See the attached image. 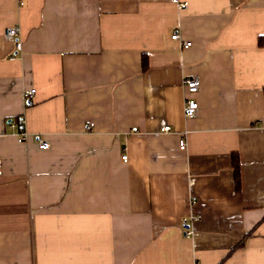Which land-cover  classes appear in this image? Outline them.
Wrapping results in <instances>:
<instances>
[{
  "label": "crops",
  "instance_id": "crops-1",
  "mask_svg": "<svg viewBox=\"0 0 264 264\" xmlns=\"http://www.w3.org/2000/svg\"><path fill=\"white\" fill-rule=\"evenodd\" d=\"M181 1L0 0V264H264V0Z\"/></svg>",
  "mask_w": 264,
  "mask_h": 264
},
{
  "label": "built area",
  "instance_id": "built-area-1",
  "mask_svg": "<svg viewBox=\"0 0 264 264\" xmlns=\"http://www.w3.org/2000/svg\"><path fill=\"white\" fill-rule=\"evenodd\" d=\"M179 4H180L181 8H184L186 5H188L186 0L179 2ZM18 33H19V26H17V25H14V26L8 28L6 31L7 37H9L11 39L14 38L16 40V45H15L16 52L20 51L23 47L22 41L20 40V38H18ZM172 37L174 39L179 40L180 34L178 32H175L172 35ZM190 44H191V42L187 41L184 46H188ZM184 84H185V89L189 93V96L185 100L184 116L186 118L194 117L198 112L199 104H198L197 100L194 97H192L191 95L199 92V90H198L199 89V78L197 76L187 77L184 80ZM34 91H35L34 89H30L29 92H24L25 99L29 100L30 96H31L30 94L33 93ZM18 124L23 125V119L22 118L19 119ZM162 129L165 131H168L171 129V126L170 125H164L162 127ZM26 136H27V134L24 131V129H21L18 138L20 140H25ZM48 146H49V141L46 138L40 140V142H39V148L40 149H45ZM179 147L182 149L186 148V139H184V138L180 139ZM123 159H127L126 154L123 155ZM182 219H183L182 220V226H183L184 232L186 234H189L190 233V231H189L190 221L191 220H197L198 216L193 214L190 217H183Z\"/></svg>",
  "mask_w": 264,
  "mask_h": 264
},
{
  "label": "trees",
  "instance_id": "trees-1",
  "mask_svg": "<svg viewBox=\"0 0 264 264\" xmlns=\"http://www.w3.org/2000/svg\"><path fill=\"white\" fill-rule=\"evenodd\" d=\"M258 44H259L260 46H264V34L259 35V37H258ZM142 63H143V65H144V68H146V67H147V63H146L145 57L143 58ZM236 166H238V165H236ZM237 173H238V167H236V174H237Z\"/></svg>",
  "mask_w": 264,
  "mask_h": 264
}]
</instances>
